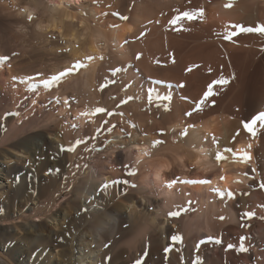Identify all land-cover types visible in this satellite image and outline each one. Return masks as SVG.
<instances>
[{
	"label": "bare ground",
	"instance_id": "obj_1",
	"mask_svg": "<svg viewBox=\"0 0 264 264\" xmlns=\"http://www.w3.org/2000/svg\"><path fill=\"white\" fill-rule=\"evenodd\" d=\"M48 1L50 6L44 3V7L34 0L22 14L30 18L39 5L44 7V18L33 38L57 33L67 44V55L58 63L68 67L84 62L86 67L74 75L75 81L70 76L74 84L66 83L61 93L56 86L49 91L42 85L31 91L34 80L28 77L40 72L34 69L8 70L19 78L15 82H8L5 73L0 76V99L9 93L13 108L39 98L44 105L48 94L65 97L72 92L78 97L76 108L65 117L56 112L70 111L67 99L58 104L56 112H50L46 121L59 119L61 127L55 140L43 130L5 145L7 136H16L32 123L24 122L16 129L13 114L0 115V144L4 145L0 149V223L13 222L8 227L0 225V264H136L138 259L143 264H264V208L259 207L264 205V188L260 187L264 183V122L258 121L264 114V79L259 86L254 83L264 66V34L241 31L264 24V0H85L79 7L73 4L77 0ZM185 12L194 18L184 17ZM142 32L147 35L139 39ZM101 49H109L113 56L102 73L121 69L118 77L127 73L132 77V70L124 67L131 69L130 60L142 54L135 63L142 77L134 75L136 86L143 85L142 99L132 101V106L135 110L148 107L145 98H150L154 116L150 119L148 112L135 117V127L126 128L129 136L116 131L111 157L81 174L70 188L71 199L57 213L39 223L25 221L45 211L24 186L28 181L45 182L43 173L54 169L43 156L49 147L64 144L71 115L82 126L91 115L97 90L106 81L99 79L102 70L98 67L105 63L104 55L108 57ZM57 68L52 74L62 69ZM218 79L228 83L215 87L217 95L202 112L186 116L193 107L191 101H198L206 86ZM166 95L172 96L171 101L163 99ZM164 104L170 105V111L158 107ZM32 111L39 115L36 107ZM38 120L35 124L43 127ZM246 123L256 125L255 131ZM160 140L165 143L154 146ZM135 146L140 147L137 153ZM150 151L154 159L147 161L144 156ZM124 160L130 164L121 168ZM66 162L62 160L63 165ZM114 180L122 182L100 190ZM175 210L181 215L170 217ZM247 212L255 216L247 218ZM178 234L182 243L172 239ZM245 246L247 251H242Z\"/></svg>",
	"mask_w": 264,
	"mask_h": 264
},
{
	"label": "rangeland",
	"instance_id": "obj_2",
	"mask_svg": "<svg viewBox=\"0 0 264 264\" xmlns=\"http://www.w3.org/2000/svg\"><path fill=\"white\" fill-rule=\"evenodd\" d=\"M38 1H40L43 6H44V3L46 4L45 6H47V5L50 6V4H47V3H49L48 0H38ZM42 1H44V2H42ZM123 2H124V0H123ZM33 3H34V0H0V57H10V59L8 61L0 60V65H1L0 66V76L2 73H5V76H6V79L8 80V82L9 81L15 82L17 79H19L17 76H15L16 73L13 76L9 75L8 70H12L14 72L15 71L19 72L20 70H26V69L30 68L31 70L34 69L33 71H37V72L40 71L39 73L44 72V78H46V77H48V74L49 75L52 74L53 68H57V67L59 68L61 66L62 69L57 68L58 71H56V73H58V72H61L63 69L70 68L73 65V63H71V64H69L68 67H64L63 65H66V63L65 64H64V62L58 63V61L60 59L64 58L67 55L66 54L67 53V50H66L67 44L65 41H63L57 35V33H49L48 34L49 36L46 35L47 38H44L41 40H40V38H38V40L37 39L35 40L33 38L35 29L36 30L38 29L39 22L41 21V18H44L43 16L45 15L44 14V7L45 6L43 7V6L39 5L38 6L39 9L37 11H35L34 13L32 12L33 15L30 18L29 17H23L25 15L24 13L26 12V9L29 7L28 4L32 5ZM77 3H78V5H77ZM84 3H85V0H77L73 4H76L77 7H79L80 4L82 5ZM31 5H30V7H31ZM76 5H73V6H76ZM22 14H24V15L22 16ZM24 20H26V21H24ZM32 34H33V36H32ZM108 50L105 51V49H103V50L101 49L102 52L107 53L108 57H105L106 55H104L102 60L105 63H102L103 66H100L101 65L100 64L98 67V70H102V71H100L101 75L99 76V79H101V78H105V80L115 79V81H117V82L115 84H112L111 86L103 88V90H101V91L97 90V92H98L97 93L98 96H96L97 100L95 99L96 103L94 101L95 104L94 103L92 104L93 107L91 109L90 117L92 120L88 116L85 119V123H83V126H82V124L79 125V123L75 122V114H73V116L71 115L69 121L67 120V122H68L67 126L69 127V129H70L69 132L71 133L70 134L68 132V134L71 137L68 134H66L69 137L66 136V138H65L63 136V138H65L64 144L62 142H60L61 145L66 146V147H67V145L68 146L69 145L74 146L75 141H77L79 139L87 140L88 143L87 144H81L80 145L81 147L80 146L77 147L75 152H68V151L65 152V151L61 150V148H59V147L56 148L55 146L48 148V151L46 153L47 156L46 155L43 156V160L45 159L44 160L45 162H48V160H49V162H52L53 163L52 166H54V169L50 168L48 171L43 173V177L45 178V182L38 183V184H33V183L29 184L30 182L28 181L26 183V185L24 186L27 193H30L32 195L31 198L33 200L35 199V200H38L39 202H41L39 209L42 208L41 210H44L46 213L43 212V213H45L44 215H42L43 213H41L40 211H39L40 214L38 212L33 213V215H31L32 217L29 216L30 219H25V221H29V220L30 221H37L39 223V222H41V220L42 221L46 220L47 219L46 216H49V214L51 215V214L57 213V211L60 210V208L69 199H71L72 194H70L71 193L70 188L75 186V184L77 183L76 181L82 177L83 173L85 171H87L88 168H91L95 165H99V164H101L102 160H105V159H108L109 157H111L112 151H111L110 147H111V141L114 138V133L116 131L120 130L123 137L129 136V134L127 133L128 130L126 128L128 126H130L131 124L133 125L135 123V117L137 119L140 117V115H142V114L148 115L150 112H151L149 114L150 119H151L152 115L154 116L153 113H155V112H154V108H152L153 105L150 104L151 103V101L149 100L150 98L149 99L145 98V100L147 102L146 104L148 105V107H144V105H143V107H141L140 109L135 110V108H133V106H132L133 102L134 103H140L139 99H142V98H139L140 97L139 91H141L140 88L143 85H140V87L136 86L138 83L136 78L142 77V75L138 74L139 72H137L138 70H141V68H139L138 65L135 64V63L139 62V59H137V55L134 56L136 58L133 57L130 60V63L132 66V67H130L131 69H128L127 66L124 67L126 70H132V73H133L132 77H129L128 73L125 71H124V74L125 73H127V74H125L124 77H118L116 75L113 77L111 70L107 71V75H105V73H102V72H104L103 70L105 67L108 68V66H109L108 62L112 63L111 60H113V56L110 54L111 51L110 50L108 51ZM136 60H138V61H136ZM82 63L85 64L84 62H82ZM56 65H57V67H56ZM107 68L105 69V71L107 70ZM17 69L19 71H17ZM43 69L44 70L46 69V70L44 71ZM260 69L262 71L259 70L260 74L258 72V74L256 75L258 78L256 77L257 79L255 78L256 80L254 81V83L256 82L255 85L257 84L258 86L260 85V83H262V81L264 79V66L262 65ZM47 72H48V74H47ZM134 75L136 78H134ZM71 77L75 81V77H77V76L74 77V75L73 76L71 75ZM71 77L70 76H69V78L67 77V79L61 84V86H60V84L58 86H56L59 93H61V90H63L62 88H64L65 86L68 85L66 83H68L69 81H70V84H72V85L74 84V81ZM71 79H72L73 83H72ZM34 83H38V81H34ZM129 84L131 85V87L127 88L126 91L123 90L124 86L129 85ZM72 85H70V86H72ZM147 88L149 89L150 87L145 85L144 89L147 90ZM107 89H108V91H107ZM104 90H106V91H104ZM147 91L149 92V90H147ZM127 92H129V93H127ZM109 93H110V96H109ZM125 93H127L128 97L129 96L135 97L134 100H131L127 104H122L121 101L125 97V95H126ZM72 94L73 93L70 92L68 94V96H65V97L60 96V94H53V95L48 94L45 97L46 101H45L44 105L41 104V103H43V99L39 98V99H37V102L35 105L32 103L33 100L31 99V100H26L25 103H24V101L22 103L19 102L18 104H20V105L13 108L10 104V99H9L10 95H9V93H6V96H7L6 99L5 98L0 99V115L3 114L2 117H4V115L6 117V116H8V114H13L12 115V117L14 119L13 123L15 124L16 129L23 126L24 122H27V121L29 123H32V125L30 127H28L27 129H25L24 131L19 132V134H17L16 136H7L8 141L5 143V145L8 143L19 140L21 137L27 135L28 133L35 132V131H43V130L46 133H48L49 135L51 134L49 136L50 140L51 139L55 140L56 134L61 131V127L58 125L59 119H57L56 122L55 121L54 122L53 121H46V120L49 118L50 112H52V111L56 112L57 111L56 107L58 106V104L55 103V99L57 97H59L61 102L63 100L67 99L68 104L70 105L68 108V110H70V111L64 112L65 114L64 113L59 114V112H56L57 116L63 118L68 113H72V110H74V108H76L74 106L76 105L75 103H76V100L78 98L76 95L74 96V94L73 95ZM105 95L106 96L108 95V97L106 98ZM113 97H115V98H113ZM71 99L73 100V102ZM129 105H130V107H129ZM149 105L151 106V108ZM71 106H72V108H71ZM34 107H36L37 110L39 111V115L37 117L34 115L35 111H32L34 109ZM101 107H103V108L105 107V109L108 110L107 115H105V114H97L96 115L93 112V110H95L96 112L98 110V112H99ZM142 108H143V111H142ZM135 111H137L139 114ZM140 111H141V114H140ZM120 112L123 113V115H120L119 114ZM89 114H90V112H89ZM112 115H113V118H112ZM138 115H139V117H138ZM36 120H38V122L41 123L40 126H43V127H39L37 124H35ZM105 121L107 123H105ZM1 122H2V120H1V116H0V123ZM149 122L147 123V126L145 125V127H144L146 131L148 129L147 127H149L148 126ZM45 123H47V124H45ZM74 124L77 125L78 127L73 128L72 125H74ZM150 124H152V123L150 122ZM112 125H114L115 127L113 128ZM67 138H69V139H67ZM107 141H110V142H107ZM93 145H95L97 148L98 147L102 148L103 150L102 151H88V150H86L88 148H91ZM2 146H4V145L0 144V149H2ZM139 148H140L139 146H135V147H133V149H134L133 151L135 153H137L139 151ZM49 151H51V152H49ZM125 153H124V155H125ZM147 154L148 155L144 156L147 158L145 160L148 161V157H149V160H152V158L154 157L152 155H154V154L151 151L147 152ZM85 155H86V157H85ZM112 157H115V156H112ZM62 160H65V162L67 161L65 163V165H63ZM129 164H130L129 162H125V160H124L122 162L121 168L124 165H129ZM70 166H72L73 169ZM133 166H134V164H133ZM81 167L83 170L81 169ZM57 168H59V169H57ZM52 170H53V172H55V176L52 175V172H51ZM57 170H59V171H57ZM56 173H57L58 177L56 176ZM105 173L107 174V177H108L110 175L109 174L110 170L107 169V171H105ZM50 175H52V176H50ZM21 222H23V221H21ZM11 223L13 224V222L6 221V222L0 223V225L8 227V226L12 225ZM211 236H212V234H211Z\"/></svg>",
	"mask_w": 264,
	"mask_h": 264
},
{
	"label": "snow or ice",
	"instance_id": "obj_3",
	"mask_svg": "<svg viewBox=\"0 0 264 264\" xmlns=\"http://www.w3.org/2000/svg\"><path fill=\"white\" fill-rule=\"evenodd\" d=\"M225 6L226 7H231V4H228V5H225ZM113 15H116L121 20H125L126 21L128 19L127 16H122L119 13H113ZM183 15H184V17H187L188 19H193L194 18V14L190 13V12H185ZM176 22H177L176 20L171 21V23H173V24H175ZM112 27H114V28L115 27H119V25H112ZM241 31L248 32V33L258 32L260 34H264V24H261L259 27H246V28L242 27ZM145 35H147V32H142L140 34V37H138V38L142 39ZM229 38H230V36H229ZM141 55L142 54H137V59H139ZM9 59H10V57H0V60H3V61H8ZM89 59H94V58L90 57ZM84 67H86V65H84L82 62L79 63V64L74 63L70 68L64 69L61 72H58V73H55V74H51L47 78H44V73H36L34 77H28L29 80L38 81V83H32L30 85V90L31 91H35L37 87L42 85L43 88L51 91L54 86H58L60 83L64 82L67 77L77 74ZM187 70L188 71H192V68L189 67ZM119 71H121V69L112 70V76L114 77L115 75H117V73ZM116 82L117 81H115V79L106 80L104 85L102 86L101 90H103L104 87H108V86H111L112 84H115ZM157 83H162V81H157ZM227 83H228V80H226V79H218V80H214L211 83H209L206 86V90L204 91L202 97L198 101H191L193 107H192L191 110L187 111L185 113V115L188 116V117H191L195 113L202 112L204 110V108H205V105L208 104L210 99L212 97H214L215 95H217V93L215 91V87L217 85H223V84H227ZM184 86L185 85H183V84L179 85V87H181V88L184 87ZM129 87H131L130 84L129 85H125L124 86V90L126 91L127 88H129ZM113 98H115V97H113ZM134 98L135 97L123 98L121 103L122 104H127L128 102H130ZM163 99L165 101H171L172 96L171 95H166V96L163 97ZM182 99H184L185 101L189 100L188 97H182ZM60 102L61 101H60L59 97H57L55 99V103L59 104ZM65 102L67 103V101H65ZM32 103L35 105L36 104V100H33ZM160 106H163L165 111H170V105L169 104L158 105V107H160ZM213 106H214V103H213ZM93 112L96 115L97 114H105V115L108 114V110L103 108V107L100 108L99 112H96L95 110H93ZM119 114L123 115V113H119ZM258 121L264 122V114H261V119L258 120ZM105 123H107V122L105 121ZM246 124H248L249 127L252 128L253 131H255V126L256 125H252L251 123H246ZM256 124H257V122H256ZM72 127L73 128H77L78 126L74 124V125H72ZM112 127L114 128L115 126L112 125ZM132 127H135V125L133 124ZM160 134L164 135V132L161 131ZM184 135H187V133L185 132ZM107 142H110V141H107ZM87 143H88L87 140L79 139V140L75 141V145L74 146L73 145H69V146L66 147V146L61 145V150L68 151V152H75L77 147H79L81 144H87ZM160 143H165V141H163V140L156 141V142H154V146H156L157 144H160ZM86 150H88V151H102L103 149L102 148H97L95 145H93L91 148H88ZM225 151H231V149H226ZM57 171H59V170H57ZM129 174L130 175H134L135 172H130ZM121 182L122 181L114 180L111 183H105V184L102 185L100 190L101 191L107 190V189L111 188L114 184L121 183ZM203 182H207V181H203ZM260 187L264 188V183H261ZM217 195H219V192H217ZM227 196H228V194H227ZM222 198H225V195ZM231 198L234 199L235 198V194H232ZM259 207L264 208V205H260ZM179 215H181V212L179 210L171 211L169 213L170 217H178ZM244 216H246L247 218H252L253 216H255V213L247 212V213L244 214ZM220 219H223V217H220ZM262 219H264V217H262ZM172 239L176 243H182V241H183L182 235H179V234L175 235L174 237H172ZM245 239H247V238L245 237ZM209 240L210 241H214L217 244L223 243L222 239H220V238L209 237ZM204 242L205 241H201V243H204ZM229 247H231V246H229ZM167 251H171V249H167ZM242 251H247V247L245 246L242 249ZM106 259H110V258H106ZM136 264H143V261L138 259L136 261Z\"/></svg>",
	"mask_w": 264,
	"mask_h": 264
}]
</instances>
